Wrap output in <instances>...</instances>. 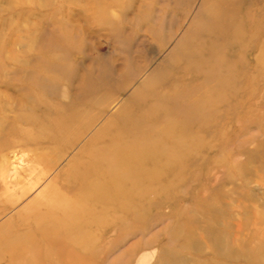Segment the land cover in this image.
Segmentation results:
<instances>
[{"label": "rangeland", "instance_id": "1", "mask_svg": "<svg viewBox=\"0 0 264 264\" xmlns=\"http://www.w3.org/2000/svg\"><path fill=\"white\" fill-rule=\"evenodd\" d=\"M82 145L84 176L116 171L141 211L89 197L90 179L75 233L96 264H162L149 248L174 217L203 236L205 199L254 206L261 231L264 0H0V264L47 184L75 196L62 168Z\"/></svg>", "mask_w": 264, "mask_h": 264}, {"label": "bare ground", "instance_id": "2", "mask_svg": "<svg viewBox=\"0 0 264 264\" xmlns=\"http://www.w3.org/2000/svg\"><path fill=\"white\" fill-rule=\"evenodd\" d=\"M83 156L84 145L76 150L62 168L71 179L67 181L65 188L66 190L74 188L75 196H62L54 184H47L44 190L49 193L40 203L38 210L36 209L30 219L20 223L18 235L25 238L22 246L6 250V264H15L20 259L24 264H96L93 256L89 252H84V231L81 230L83 232L79 235L75 233L77 224L84 215V207L86 212L89 211L88 206H84V187L95 175H101L104 179L96 184L93 188L96 191L89 197L105 202L111 199L112 194L120 209L132 214V221L141 216L136 198L125 199L126 191L131 188H127L125 183L117 179L119 173L99 165L90 167V172L84 176V170L81 168L84 167ZM104 183L116 192L110 193ZM235 190L238 195L246 198V191H240L239 188ZM204 203L211 216L204 227L203 236L200 233L198 237L197 224L190 225L189 218H185L181 224L178 218L174 217L173 223L169 226L168 246L149 248L157 250V256L160 254V259L163 260L162 264H264V228L257 232L249 226L250 222H253L251 215L255 213L254 206L236 204L239 212V218H236L233 207L226 202L222 201L220 207H216V203L210 199H205ZM262 210L264 212V209ZM124 215H115L108 227L105 226L106 221H101V232L105 233L108 230L104 227L118 231L121 228L118 227L119 223L122 225L127 223L125 228L130 230L133 223L126 222L127 218ZM256 221L264 225V216L261 215ZM33 235L38 236L41 242ZM42 242L49 250L42 246ZM6 246L9 247V244ZM74 246H78L79 249L76 250ZM28 253L31 258L25 256L23 259ZM138 259L135 258L133 264H144Z\"/></svg>", "mask_w": 264, "mask_h": 264}]
</instances>
